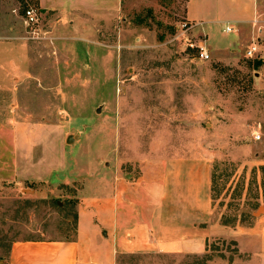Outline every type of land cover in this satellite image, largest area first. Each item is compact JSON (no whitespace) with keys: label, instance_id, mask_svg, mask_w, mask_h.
<instances>
[{"label":"rangeland","instance_id":"rangeland-1","mask_svg":"<svg viewBox=\"0 0 264 264\" xmlns=\"http://www.w3.org/2000/svg\"><path fill=\"white\" fill-rule=\"evenodd\" d=\"M238 1L252 18V3ZM185 2L119 0L85 15L0 0V260L13 241L70 239L96 177L180 155L211 163L208 250L118 264L248 259L236 237L264 227V0L256 25L223 33L236 28L228 7L207 34ZM17 163L26 177L12 180Z\"/></svg>","mask_w":264,"mask_h":264},{"label":"crops","instance_id":"crops-1","mask_svg":"<svg viewBox=\"0 0 264 264\" xmlns=\"http://www.w3.org/2000/svg\"><path fill=\"white\" fill-rule=\"evenodd\" d=\"M106 1L39 0V5L61 14L87 15L119 2ZM230 1L232 5L229 0H186V20L206 34L228 7H233L230 15L236 28L226 25L223 33L225 27H231L232 33L257 21L258 0H248L252 18L238 0ZM137 168L123 176L116 170L96 177L78 198L70 239L13 241L0 264H118L119 257L128 255L206 253L214 232L208 223L210 160L199 155L169 156ZM24 177V165L17 163L10 179ZM236 241L248 259L217 264H264V227L252 236L239 235Z\"/></svg>","mask_w":264,"mask_h":264},{"label":"built area","instance_id":"built-area-1","mask_svg":"<svg viewBox=\"0 0 264 264\" xmlns=\"http://www.w3.org/2000/svg\"><path fill=\"white\" fill-rule=\"evenodd\" d=\"M25 18L27 21V24H33L35 22V13L32 10H27L25 12ZM258 23V21H254V25H256ZM181 28L184 30H188L191 28V25H189L188 23H184L181 25ZM232 28L231 27H225L224 32H231ZM258 40V39H257ZM257 40H255V42H253L252 44H250L244 51V55L246 58H252L254 57V55L256 54L257 50H258V42ZM199 58L201 60H209L210 56L206 50V48L199 46ZM259 136L256 135L255 136V140H259Z\"/></svg>","mask_w":264,"mask_h":264},{"label":"water","instance_id":"water-1","mask_svg":"<svg viewBox=\"0 0 264 264\" xmlns=\"http://www.w3.org/2000/svg\"><path fill=\"white\" fill-rule=\"evenodd\" d=\"M73 141V138L72 136H68L67 139H66V143H70Z\"/></svg>","mask_w":264,"mask_h":264}]
</instances>
